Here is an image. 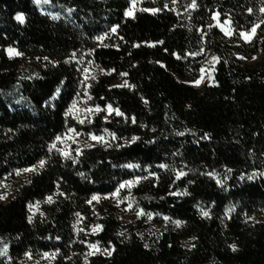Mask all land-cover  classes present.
Here are the masks:
<instances>
[{
  "label": "trees",
  "instance_id": "obj_1",
  "mask_svg": "<svg viewBox=\"0 0 264 264\" xmlns=\"http://www.w3.org/2000/svg\"><path fill=\"white\" fill-rule=\"evenodd\" d=\"M191 3L48 0L41 12L34 0H0V184L37 169L0 202V264H264V0ZM253 24L246 43L240 32ZM9 47L22 55L9 58ZM206 54L218 58L213 81L196 88L188 81ZM120 79L133 87H112ZM73 100L124 117L81 119ZM69 129L103 141L77 152L63 146ZM129 205L167 224L123 225Z\"/></svg>",
  "mask_w": 264,
  "mask_h": 264
},
{
  "label": "snow or ice",
  "instance_id": "obj_2",
  "mask_svg": "<svg viewBox=\"0 0 264 264\" xmlns=\"http://www.w3.org/2000/svg\"><path fill=\"white\" fill-rule=\"evenodd\" d=\"M43 2H44V3H47L48 0H43ZM172 2H173V4H175V0H172ZM34 3H36V4H40V3H41V0H34ZM135 3H136V0H131V4H132L133 7L135 6ZM188 7H191V8H195V7H197L196 0H192V3L189 4ZM165 8H167V5H165ZM160 10H161V9H156V8H153V9H141V11H148V12H152L153 14H155L156 12H158V11H160ZM249 11H252V10L249 9ZM260 11H261V12H264V8H261ZM124 15H125V16H132V15H133L132 8H129V9L125 10ZM15 19L18 20V21H20L21 23L24 22L23 14L18 13V14L16 15ZM226 23H227V22H226ZM262 23H264V21H262ZM220 26H221L222 30L225 32L226 35L231 36V35L233 34L232 31H231V29H229V28H224L222 25H220ZM116 27H117V26H113V27H112L111 31H112L113 33L116 32ZM210 27H211V25H210ZM258 27H259V25L253 24V25H252V28H251V30H250V32H243V31H242V32H240V36H241L245 41H250V40L252 39V36L256 34V30H257ZM97 39H102V37H97ZM148 43H149V46H155V44H153L152 42H148ZM155 43H163V42H162V41H157V42H155ZM105 46H107V45H105ZM133 47H139V45L136 44V45H133ZM6 51L9 53V57H10V58H11L12 55H16V56H20V55H22V53L17 52V51H16L14 48H12V47H9L8 49H6ZM172 55H176V53H172ZM190 55H197V53H190ZM73 58H74V56H73ZM179 58H180V57L177 56V59H179ZM45 59L47 60V57H45ZM211 59H212L213 61L218 60V58L215 57V56H213ZM253 59H255V57H253ZM65 62L67 63L68 61H65ZM89 63H91V61H90ZM157 63H159V61H157ZM161 66L163 67L164 65H161ZM84 71L87 72L88 69H85ZM101 71H103V70H101ZM109 71L111 72V71H113V70H109ZM203 71H204V69L201 68V72H203ZM126 75H127V73H121V76H126ZM92 78L95 79V77H92ZM191 83H193V84H195V85H199V84L201 83V79H197V80H195V81H192ZM121 86H126V87H128V88H132V87H133V85L129 84L127 80H125V81L123 82V85H113L112 87H121ZM56 91L59 92L60 89L57 88ZM89 98H90V97H89ZM142 99H143V98H142ZM144 103H147V101L145 100ZM73 105H75V100H73ZM69 111H71V108L69 109ZM89 111H91V110H89ZM95 111H96V112H100V111H101V108H100L99 105L96 106ZM106 111H107L109 114L115 112V115H117V116H121V117H124V113L121 112L118 108L114 109V108L112 107L111 104L106 105ZM65 114L67 115L68 113H65ZM107 118H108V117L105 116V119H107ZM125 119H127V117H125ZM131 119H132V122H133V123L136 122V121H135V117H132ZM80 123H85V121L81 120ZM141 126L143 127V125H141ZM68 131H70V132H74L75 130H74V129H69ZM180 134L183 135V133H180ZM77 135H79V133H77ZM88 136H89V138L92 139V140H95V141H98V142H102V141H103V137H101V136H96V135H93V134H91V133H88ZM69 138H71V137H69ZM113 138H115V135H114V134H113ZM202 138L207 139V138H208V134L205 133V134H204V137H202ZM56 139H57V140H60L61 137H60V136H57ZM137 139H139V138L133 136V137L131 138L130 141H127V143H131V142H133V141H136ZM54 146H55V145H53V147H54ZM85 146H86V147H91V145H87V144H86ZM117 146L119 147V145H117ZM76 151L79 152V149H77ZM61 154H62L65 158H69V156H70V153L67 152V151H61ZM73 163H75V160H73ZM39 164H40L41 167H43L44 164H45V161H44V160H41V161H39ZM128 167H133V165H128ZM160 167H166V165H160ZM36 170H37V169L35 168V166H33V167H31V168L17 169V170H16V174L19 175V174L22 173V172H31V171H36ZM229 171H231V169H229ZM150 175H153V176H154L155 173H151ZM184 175H185V173H184L183 171L178 172V173H177V179H179L181 176H184ZM208 175H209V176H212L213 174H212V173H208ZM225 179H226V177H225ZM248 179H252V177L249 176ZM138 180H139V178H137V181H138ZM131 183H132V182H125V183H122V184L119 186V188H123V187H125L126 185H130ZM217 183H218V184H222L223 182H222L221 180H217ZM119 188L116 190V192H113V193H111L110 195L113 196V197L117 196V195H118V192H119ZM170 194H171V195H175V193H170ZM6 195H7V193L0 194V199H4ZM106 198H107V197H106ZM47 200H48V202H51V197H48ZM96 200H98V196L94 194V195L91 197V200H89V201H87V202H88V203H91L92 201H96ZM29 207L32 208V207H34V206H33V205H29ZM129 207H131V205H129ZM136 214H137V216H139V215L144 214V212H143V210L141 209V210H140L139 212H137ZM201 214H202L203 216H205V217L208 216V212L203 211V210L201 211ZM148 215H149V218H151V214H148ZM28 219H29V221H31V217H29ZM167 219H168V217H165V220H167ZM248 219L251 220L252 217H248ZM174 223H176L177 226H179V225H180L181 223H183V222H182V221H175ZM101 227H102V226L99 225V224L95 225L94 228H93V232L100 230ZM7 247H8V245H7V244H4L3 247L0 248V255H6ZM89 247L92 248V249H95L96 251H100V249L97 247L96 244H91V245H89ZM229 248H230L231 250L235 251L236 248H237V246H236L235 244H231V245H229ZM104 252H105L107 255H111V254H112V253H111V250H109V249H104ZM24 255H25V256H29V253H28V252H25ZM44 255L47 256L48 253H45Z\"/></svg>",
  "mask_w": 264,
  "mask_h": 264
},
{
  "label": "rangeland",
  "instance_id": "obj_3",
  "mask_svg": "<svg viewBox=\"0 0 264 264\" xmlns=\"http://www.w3.org/2000/svg\"><path fill=\"white\" fill-rule=\"evenodd\" d=\"M43 4H45L43 2V0H41L40 4H36L39 7V9L41 10V12H43V10H42ZM220 25H222L224 28L231 29V31L233 32V29L231 28L230 22L224 21L223 23L219 24V29H220L222 35L226 38H230L231 36L226 35L225 32L222 30ZM247 32H250V31H247ZM252 39H253V36H252ZM242 40L246 43L249 42V41H245L243 38H242ZM6 49H8V48H6ZM5 53L9 57V53L6 50H5ZM13 57H16V55L11 56V58H13ZM212 57H213V55H208V54L205 55L204 63L201 67L204 69V71L203 72L200 71V73L197 75L196 78L189 80L188 83L190 85H192L196 88H200L203 86L204 83H207V84L212 83L213 73H214L213 67H214V63H215V61H213L211 59ZM253 57H255V59H253ZM240 59L242 62L248 64V63L255 62L258 59V55H253V56H250L248 58H246L244 56H240ZM86 69H88V71L87 72L84 71V73H85L84 77L88 78L93 73H92V70L90 68H86ZM197 79H201V83L199 85H195V84L191 83L192 81H195ZM123 82L124 81L120 79V80L114 82L113 85H123ZM71 110L78 118L81 117V119H83L86 114L92 115L93 113H96L95 108L92 109V108L86 107L82 104H76ZM89 110H91V111H89ZM100 112H101L103 118H105V116H107L108 117L107 119H109L110 114L106 111V109L101 110ZM65 135L66 136L63 138V146L67 147V148L68 147L69 148L75 147L77 149H81V147L85 146L86 144L92 145V144L97 143V141L92 140L90 138H86L83 135H77L76 132L68 131ZM69 137H71V138H69ZM27 175H28V172H22L19 175L15 174L14 176H11L9 178H5L0 184V194L7 193V195L5 196L4 199H0V202L6 203V201H8L10 199V197L12 196L15 186L18 184V182H20ZM30 209H31V211H35V206L30 208ZM122 210H123V212H122L121 220H122L123 225L127 224L130 221H134L136 219H142L144 221H147L156 228L161 227L163 224H165V225L167 224V221L165 219H162L160 223H156V222H154L152 217L149 218L147 216H144L143 214L137 216L136 213L139 211L135 210L132 206L131 207L128 206L126 208H123Z\"/></svg>",
  "mask_w": 264,
  "mask_h": 264
}]
</instances>
